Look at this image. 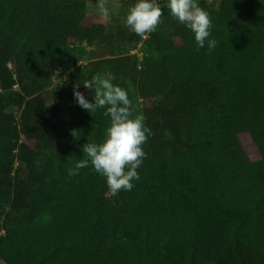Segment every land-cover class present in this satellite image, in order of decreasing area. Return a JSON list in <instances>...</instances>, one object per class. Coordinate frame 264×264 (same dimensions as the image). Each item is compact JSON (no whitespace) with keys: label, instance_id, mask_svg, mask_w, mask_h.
<instances>
[{"label":"trees","instance_id":"obj_1","mask_svg":"<svg viewBox=\"0 0 264 264\" xmlns=\"http://www.w3.org/2000/svg\"><path fill=\"white\" fill-rule=\"evenodd\" d=\"M215 1L197 0L217 42L197 51L168 0L147 36L119 18L86 23L87 0H0V264H264V0ZM72 41L94 48L86 63H70L86 53ZM96 73L153 133L115 196L91 164L68 175L102 141L106 109L76 102L67 127L55 120L76 82L94 102L82 83Z\"/></svg>","mask_w":264,"mask_h":264},{"label":"clouds","instance_id":"obj_2","mask_svg":"<svg viewBox=\"0 0 264 264\" xmlns=\"http://www.w3.org/2000/svg\"><path fill=\"white\" fill-rule=\"evenodd\" d=\"M96 8L100 18L107 20V0H96ZM167 8L172 17L194 33L197 51L205 47L206 42L209 50L216 47V40L209 39L211 18L208 12L198 6L197 0H168ZM162 15L157 0H136L127 9L124 25L137 35L147 36L156 30ZM82 85L94 93V102H89L77 90L81 83L76 82L73 85V96L78 105L89 113L105 108L104 114L110 119L102 141L84 144L82 150L87 159L77 160L74 167L68 170V175L76 176L80 169L91 164L94 171L105 179L111 196L121 190H131L132 181L139 178L137 169L146 158L143 145L153 133L146 126V118L142 114L134 115L135 110L126 90L103 78L100 73L92 75ZM70 134L73 138L80 136L78 130H72Z\"/></svg>","mask_w":264,"mask_h":264},{"label":"rangeland","instance_id":"obj_3","mask_svg":"<svg viewBox=\"0 0 264 264\" xmlns=\"http://www.w3.org/2000/svg\"><path fill=\"white\" fill-rule=\"evenodd\" d=\"M209 1H212L214 5H217V1L215 0H209ZM157 2L159 3V0H157ZM107 7L109 10V17L107 20H104L100 18V15L96 8V0H87L85 22L86 23H90L93 21L108 22L114 18H119L122 21L125 20L128 7L124 6L121 0H107ZM72 42L75 43V45L84 47L86 53L82 57L75 54L72 57L70 63L73 66L86 63L88 56H89V52L94 48L91 46H88L85 42H81V43L77 41H72ZM130 52L137 55L138 58H141L144 52L141 42H138L137 44H135L134 48L130 50ZM51 74H52L53 84L62 82L66 78V74L60 72L58 69H55V68H51ZM104 78L109 79V76H105ZM82 93L84 94L86 98L85 92L82 91ZM75 104H76V100L74 96L62 97L60 101L58 102L59 111L55 117V120H61L64 126L67 127L70 123L71 113L74 110ZM136 114H140V105L138 103L135 105L134 115ZM239 139L241 141V144L244 150L246 151V153L251 159L255 160L260 157L259 152L255 144L253 143L249 133L247 132L240 133Z\"/></svg>","mask_w":264,"mask_h":264}]
</instances>
